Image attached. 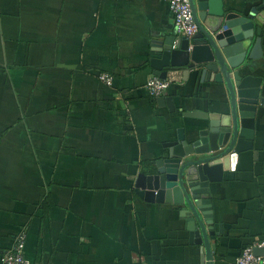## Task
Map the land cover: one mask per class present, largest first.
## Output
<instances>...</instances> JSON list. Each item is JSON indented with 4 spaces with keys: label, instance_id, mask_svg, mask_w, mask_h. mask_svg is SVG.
<instances>
[{
    "label": "crops",
    "instance_id": "0c3cea01",
    "mask_svg": "<svg viewBox=\"0 0 264 264\" xmlns=\"http://www.w3.org/2000/svg\"><path fill=\"white\" fill-rule=\"evenodd\" d=\"M224 1L239 15L260 3ZM258 34L262 51L240 73L264 99ZM174 36L164 0H0V264L22 233L30 264H199L160 161L230 97L186 68L168 73L172 105L149 94ZM253 125V148L209 187L212 264L264 243L261 103Z\"/></svg>",
    "mask_w": 264,
    "mask_h": 264
},
{
    "label": "water",
    "instance_id": "95a60500",
    "mask_svg": "<svg viewBox=\"0 0 264 264\" xmlns=\"http://www.w3.org/2000/svg\"><path fill=\"white\" fill-rule=\"evenodd\" d=\"M258 1L239 15L224 0H190L198 32L191 38H168L160 63L153 64L155 75L162 80H167L169 71L186 68L211 86L225 83L229 92L226 108L202 118L206 123L180 137L160 161L159 172L183 195L180 203L191 237L204 250L199 264H212L216 254L212 244L218 234L210 184L253 148L255 112L259 103L264 105L257 87L260 81L252 86L240 73L245 61L257 58L263 48L258 29H264V0ZM166 101L171 104L172 100L158 99L160 104ZM254 252L263 255L264 248Z\"/></svg>",
    "mask_w": 264,
    "mask_h": 264
},
{
    "label": "built area",
    "instance_id": "2783aa9c",
    "mask_svg": "<svg viewBox=\"0 0 264 264\" xmlns=\"http://www.w3.org/2000/svg\"><path fill=\"white\" fill-rule=\"evenodd\" d=\"M168 3L170 10L174 15L175 32L180 37L191 38L198 32V25L194 20V14L190 0H164ZM100 80L106 85L113 84V77L109 75H101ZM169 82L162 80L157 76L151 77L146 83V89L153 97L163 96L169 89ZM27 235L22 233L19 235L10 251H8L3 259V264H30L25 257ZM255 248H264V243L256 241L243 249L238 257L236 264H264V254L255 255Z\"/></svg>",
    "mask_w": 264,
    "mask_h": 264
},
{
    "label": "trees",
    "instance_id": "16d2710c",
    "mask_svg": "<svg viewBox=\"0 0 264 264\" xmlns=\"http://www.w3.org/2000/svg\"><path fill=\"white\" fill-rule=\"evenodd\" d=\"M243 251V250H242ZM242 253V252H241Z\"/></svg>",
    "mask_w": 264,
    "mask_h": 264
}]
</instances>
